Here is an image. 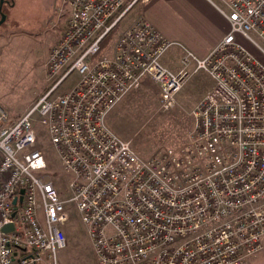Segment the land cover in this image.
<instances>
[{
    "label": "built area",
    "instance_id": "obj_1",
    "mask_svg": "<svg viewBox=\"0 0 264 264\" xmlns=\"http://www.w3.org/2000/svg\"><path fill=\"white\" fill-rule=\"evenodd\" d=\"M65 1L71 15L45 64L51 87L16 119L0 105V264H58L67 246L70 215L48 177L37 125L49 135L99 264H244L258 254L264 66L241 40L264 52L253 37L264 40V0H223L229 32L204 57L188 51L178 73L162 63L171 42L145 16L104 52L103 39L138 0L125 10V0ZM199 72L211 87L193 111L187 144L143 159L111 130L109 112L146 79L168 109ZM73 73L78 81L60 93Z\"/></svg>",
    "mask_w": 264,
    "mask_h": 264
},
{
    "label": "rangeland",
    "instance_id": "obj_2",
    "mask_svg": "<svg viewBox=\"0 0 264 264\" xmlns=\"http://www.w3.org/2000/svg\"><path fill=\"white\" fill-rule=\"evenodd\" d=\"M132 1L125 0L123 10ZM219 2L214 0L218 8H223L224 1ZM139 4L141 0L126 11L127 14L110 39L103 42L105 53H110L122 32L135 23L131 22L139 14ZM2 13L6 15V21L0 26V105L16 119L51 87V80L48 81L46 77L45 64L51 49L59 42L67 27L71 10L65 0H4L0 19ZM200 35L196 38L195 35H189V38L197 40ZM253 37L264 50V40L256 35ZM177 42L189 48L186 42ZM253 46L256 48L254 56L264 66V52ZM182 50L178 43L171 41L162 60L169 59L172 61L170 64L177 66L181 63L178 54L184 52ZM78 79V74L73 73L61 85L59 92L73 87ZM209 83L205 73H190L176 96L174 107L165 109L161 105L159 86L151 79H146L143 86L128 91L120 98L107 116V123L119 138L131 141L143 159L153 157L165 148L181 147L195 136L193 111ZM37 133V146L45 153L48 161V177L60 190L61 199L66 201L70 215L69 221L63 226L67 246L57 252V262L99 264L87 226L78 209L69 202L68 178L61 171L49 135L41 125H37ZM244 264H264V247Z\"/></svg>",
    "mask_w": 264,
    "mask_h": 264
},
{
    "label": "crops",
    "instance_id": "obj_3",
    "mask_svg": "<svg viewBox=\"0 0 264 264\" xmlns=\"http://www.w3.org/2000/svg\"><path fill=\"white\" fill-rule=\"evenodd\" d=\"M216 1L219 2V0ZM139 5L140 10L137 18L140 15L145 16L164 33L168 40L176 42L182 47L184 52L178 54L181 61L179 65L170 64L172 61L169 59L162 60L167 68L176 73L183 69L182 58L188 51L193 52L198 57H204L230 30V23L221 12V10H228L227 5L224 4V9L218 8L214 0L213 2L209 0H148L147 3ZM134 19L132 24L136 20ZM198 34L201 35L195 40ZM189 35H195V38H189ZM177 41L186 42L189 48ZM241 41L252 54L255 52L256 48L251 43ZM198 43L199 45H196ZM210 87L211 83L204 90L201 100Z\"/></svg>",
    "mask_w": 264,
    "mask_h": 264
},
{
    "label": "water",
    "instance_id": "obj_4",
    "mask_svg": "<svg viewBox=\"0 0 264 264\" xmlns=\"http://www.w3.org/2000/svg\"><path fill=\"white\" fill-rule=\"evenodd\" d=\"M3 3H4V0H1V3H0V10L2 9V6H3ZM6 21V15L4 13L1 14V19H0V26ZM25 190L22 189L20 194H21V197H20V201L23 200V194H24ZM16 201H14V204H16ZM14 226L13 225H7L4 227V231L6 233L8 232H11L13 230Z\"/></svg>",
    "mask_w": 264,
    "mask_h": 264
},
{
    "label": "trees",
    "instance_id": "obj_5",
    "mask_svg": "<svg viewBox=\"0 0 264 264\" xmlns=\"http://www.w3.org/2000/svg\"><path fill=\"white\" fill-rule=\"evenodd\" d=\"M120 25V22H118L116 24V26L105 36V38L102 41V48L104 49L105 47H103V42H106L108 39H110V36L113 34L114 30L117 29V27Z\"/></svg>",
    "mask_w": 264,
    "mask_h": 264
},
{
    "label": "bare ground",
    "instance_id": "obj_6",
    "mask_svg": "<svg viewBox=\"0 0 264 264\" xmlns=\"http://www.w3.org/2000/svg\"><path fill=\"white\" fill-rule=\"evenodd\" d=\"M170 41V40H169ZM171 42V41H170Z\"/></svg>",
    "mask_w": 264,
    "mask_h": 264
}]
</instances>
